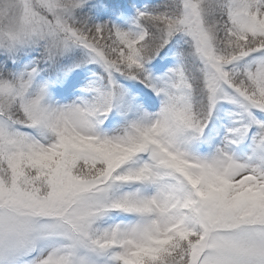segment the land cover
Instances as JSON below:
<instances>
[{"label":"snow or ice","instance_id":"6c2138e0","mask_svg":"<svg viewBox=\"0 0 264 264\" xmlns=\"http://www.w3.org/2000/svg\"><path fill=\"white\" fill-rule=\"evenodd\" d=\"M0 264H264V0H0Z\"/></svg>","mask_w":264,"mask_h":264}]
</instances>
